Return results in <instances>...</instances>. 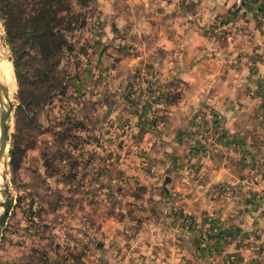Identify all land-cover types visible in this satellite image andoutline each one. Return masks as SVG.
<instances>
[{
    "label": "rangeland",
    "instance_id": "1",
    "mask_svg": "<svg viewBox=\"0 0 264 264\" xmlns=\"http://www.w3.org/2000/svg\"><path fill=\"white\" fill-rule=\"evenodd\" d=\"M102 5L0 0V59L14 88L5 100L13 110L0 171V201L8 184L13 208L0 234V264L183 262L174 246L188 238L170 232V208L156 184L168 172L166 147L182 135L184 94L195 90L180 72L161 71L171 58L152 53L150 38L141 43L133 27L111 24ZM101 84L108 113L121 120L93 102ZM203 125L217 129L215 120Z\"/></svg>",
    "mask_w": 264,
    "mask_h": 264
},
{
    "label": "crops",
    "instance_id": "2",
    "mask_svg": "<svg viewBox=\"0 0 264 264\" xmlns=\"http://www.w3.org/2000/svg\"><path fill=\"white\" fill-rule=\"evenodd\" d=\"M102 2L106 20L133 27L141 43L150 38L152 53L161 49L172 60L161 71L180 72L184 87L195 90L184 94L182 135L173 134L166 147L168 172L156 184L164 189L157 199L170 208V232L188 238L174 246L182 264H192L187 259L200 241L198 264H264V0H243L241 7L235 0ZM132 10L134 20H124ZM99 87L93 102L121 120L113 108L108 113V85ZM206 120H215L214 134Z\"/></svg>",
    "mask_w": 264,
    "mask_h": 264
},
{
    "label": "water",
    "instance_id": "3",
    "mask_svg": "<svg viewBox=\"0 0 264 264\" xmlns=\"http://www.w3.org/2000/svg\"><path fill=\"white\" fill-rule=\"evenodd\" d=\"M2 93L5 98L10 102V94L8 89L1 83L0 81V100L2 99ZM2 101V100H1ZM13 110V105L11 104L9 108H7L2 115L1 118V138H0V170L1 164L6 154L8 142L10 140V119ZM7 189L5 190V201H0V207H4V211L0 213V234L2 229L5 227L9 215L13 208V198L10 192V188L8 184H6Z\"/></svg>",
    "mask_w": 264,
    "mask_h": 264
},
{
    "label": "bare ground",
    "instance_id": "4",
    "mask_svg": "<svg viewBox=\"0 0 264 264\" xmlns=\"http://www.w3.org/2000/svg\"><path fill=\"white\" fill-rule=\"evenodd\" d=\"M0 47H1L0 50H2L1 52H4V49L2 48L1 45H0ZM0 57H1V55H0ZM7 76H8L7 64L5 63V61L3 59H0V81L8 89L9 94H10V100H11L12 95L10 92H12L14 88L12 86L13 85L12 81H10V79ZM1 100L3 103H5V105L3 106L4 111H5L7 109L8 104L5 101L6 98L3 95V93H2V99ZM0 184H2V183L0 182Z\"/></svg>",
    "mask_w": 264,
    "mask_h": 264
},
{
    "label": "built area",
    "instance_id": "5",
    "mask_svg": "<svg viewBox=\"0 0 264 264\" xmlns=\"http://www.w3.org/2000/svg\"><path fill=\"white\" fill-rule=\"evenodd\" d=\"M234 5H235L236 7H241V6L243 5V0H235Z\"/></svg>",
    "mask_w": 264,
    "mask_h": 264
}]
</instances>
